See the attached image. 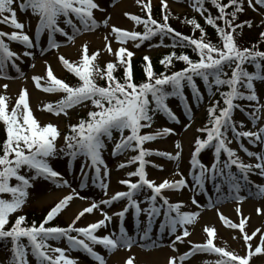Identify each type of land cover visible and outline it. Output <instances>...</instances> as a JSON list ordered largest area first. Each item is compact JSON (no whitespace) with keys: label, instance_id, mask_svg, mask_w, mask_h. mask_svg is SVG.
<instances>
[{"label":"snow or ice","instance_id":"1","mask_svg":"<svg viewBox=\"0 0 264 264\" xmlns=\"http://www.w3.org/2000/svg\"><path fill=\"white\" fill-rule=\"evenodd\" d=\"M214 6L219 10L220 15L216 19L224 21L225 27H219L215 20L209 16L206 17V23L212 25L216 29V33L220 38L221 45L206 41V33L195 19L187 20L199 29L201 36L199 39L184 36L171 27L167 21L169 16H164V23H160L152 18V10L150 3L144 7L148 9V19L140 16L125 13L126 16L137 24L144 25V32L128 31L116 26H112L111 33L115 34L116 41L123 45L127 41L133 42L147 41L155 36L163 39L165 36L173 35L174 47L177 44L180 47H193V51L199 56L198 60H193L187 54L177 55L175 52L169 53L161 59L160 63L168 68L173 59L183 61L187 67L180 71L173 72L171 75L161 73L157 76L152 68L151 60L148 56L144 57L146 67L144 69L147 80L137 84L134 82L132 57L134 53L126 47H119L115 51L111 47V43H106L105 47L110 54L115 55L120 65L124 67L123 81L114 75L117 65L109 62L106 71L100 69L94 62L97 61L100 53L89 54L88 45L83 46V57L79 64H74L64 56L59 59L63 66L82 82L78 86H70L65 81L58 79L53 73L52 67L49 65L47 70V85H42V77H32L38 89L46 93H64L63 99L55 104L49 103L44 109L55 115H67L68 109L81 105L90 101L96 109L88 112V119H81L78 124L70 125L71 134L64 136L65 147L58 148L57 140L60 132L56 125L51 123L41 125L34 117L29 106L28 93L26 89H22L16 102V107L9 111L7 98L0 96V122L5 125L7 139L4 141L3 155H0V194L10 193L11 200L0 198V240L11 241V264H29L27 259V250L30 248L31 254L36 258L37 264H77L71 259L66 252L69 250L83 249L90 257L94 258L98 264H106L103 255L94 251L93 245L99 244L105 250L111 252L119 247L131 248L137 242V239L130 236L127 230L121 226L119 234H108L103 236L96 235V231L102 227H106L112 219L107 213L102 212L103 219L94 223L87 224L86 227H75L85 214H91L95 209L99 208V204L93 202L90 206L83 208L72 220L67 227H46L49 221H52L72 200V196L68 195L61 199L53 208H51L44 220L37 226L33 222L32 226H23L26 217L21 215L15 220L10 229H6L9 223L10 214L16 212L26 202L28 189L33 185L31 181L38 177L57 182L60 173L55 171L48 159L55 157L58 152H63L73 160L78 157L84 158V167L94 168L95 177L93 183L100 182V186L107 190V184L104 178L108 175L106 166L101 175V166H104L102 159V150L105 147L106 140L113 139V133H120V138L116 140L112 152L120 154L126 150L136 151L137 155L129 158L127 164L121 163L119 168L127 167L130 164L137 163L135 171L127 173L128 177H138L136 182L131 179H122L120 184L127 187V191H118L110 199L100 201V204H112L118 200H126L127 204L121 211L114 213L123 219L130 209H134L137 218L143 213L147 217V225L143 229V235L139 236V240H151V222L153 218L160 216L164 220L160 223L162 231H167L169 235L174 236L172 241L173 250L176 249L177 242H184V239L190 235L188 226L192 225L197 217L198 212L182 211L184 204L182 201L172 203L163 195L165 190L179 191L188 187V181L182 173L178 180H163L159 184L147 178L145 167L150 162L146 157L151 155H159L167 157L170 160H178L181 152L177 151L174 155L168 152H160L147 149L144 147L146 142L153 141L159 137L167 136L173 130L168 127L157 130L155 133H141L142 129L148 128L152 124L153 116L159 112L168 119L175 121L176 115L166 105L167 97L178 96L183 99L182 89L187 84L193 91L194 97L200 95L195 84L196 77H199L209 88L215 86L217 90L221 86H227V91L220 92L223 99V107L219 108L216 114L217 102L213 101L211 106L207 108L208 125L197 131L206 132V139L197 137L195 140V150L192 153L191 165L193 168V188L204 190L207 181H215L220 178L222 183L216 184V190H221L222 184H227L229 193H236L235 198L242 200L239 195L241 187V179L247 182L249 173L254 169L259 170V174L264 177V154L254 153L244 149L249 157H255L256 163H244L237 156L236 151L228 146V132L231 131L237 139L247 138L250 143L260 144L264 146V125L260 126L256 131H238L236 122L233 120L234 110L240 105L237 100L247 99L249 101H257L258 97L254 90L255 80H264V51L255 50L253 48H241L236 40V30L241 25L235 24L237 12L243 11L242 0H229V5L233 7L231 13H226L225 9L229 5H223L220 0H211ZM253 0H248L249 6ZM16 0H0V23L8 24L16 30L10 34L0 31V77L5 76V68L9 63L15 66L16 59L19 54L10 50L9 44L5 42V37L12 42H18L27 49H32L37 45L34 44L26 32L23 31L24 24L17 19V9L13 7ZM140 3V0H137ZM162 5L167 9L165 0H161ZM258 4H264V0H256ZM197 12L204 10V0H193V6ZM18 9L20 12H27L29 9L32 14L38 16V23L35 27V35L39 37L42 33L48 35V48H58V43L53 39L55 33H60L72 40L74 34H78L81 29L87 31L95 29L98 21L94 17V11L99 9L95 0H19ZM7 13V15H5ZM231 16V19L228 17ZM73 17L79 21L80 27L73 22ZM73 29V34L65 32L60 27V21ZM107 24V20L104 21ZM247 23V22H246ZM250 26V24H249ZM261 38H264V31L260 32ZM178 38V39H177ZM108 41V36L104 37ZM136 47L140 44L136 43ZM24 56H33L32 51H25ZM47 63V62H45ZM252 64L254 71L249 72L244 65ZM229 68L231 75H227L225 68ZM104 79L107 86H101L97 83V79ZM166 86L171 87V91L166 90ZM7 88V85L3 86ZM243 88L246 91H241ZM255 109L260 108L256 104ZM22 109V113H21ZM22 115V121H21ZM253 120L258 117L253 113ZM185 128L188 124L184 125ZM125 131L128 132L124 135ZM177 149L181 148L177 141L175 144ZM208 148L215 149L216 160L210 166H206L199 159L200 153ZM227 153V160L221 161V153ZM235 166L239 170V175L232 171ZM27 167L30 171L34 170L35 175L26 177L20 174V170ZM85 175H87L85 173ZM10 178H15L18 183L16 186H10ZM67 183L66 181L64 182ZM258 191L264 194V185H259ZM151 191V196L146 198L147 207H141V201L136 196L143 190ZM219 202V201H217ZM192 203L198 204L195 196L192 197ZM239 211V209H238ZM258 214L262 212L257 209ZM220 218L224 223L235 229L239 228L243 233V239L248 246V253L245 256L238 255L232 251H227L223 247H218L214 243L216 231L214 228L205 227L207 239L202 244H194L189 252L178 257L179 261L187 260L195 253H212L219 256L215 264H249L250 259L257 254H264V235L260 237V244L252 250L249 243L256 236L260 229H257L251 235L245 232V220L242 219L239 224L232 223L222 214ZM75 232L76 235H72ZM26 238L28 243L24 244L23 239ZM65 240L68 248L52 247L48 241ZM191 243V242H189ZM147 247L148 245H144ZM155 246V242L153 245ZM126 264H133V258H129ZM168 264H177V257H170Z\"/></svg>","mask_w":264,"mask_h":264},{"label":"rangeland","instance_id":"2","mask_svg":"<svg viewBox=\"0 0 264 264\" xmlns=\"http://www.w3.org/2000/svg\"><path fill=\"white\" fill-rule=\"evenodd\" d=\"M18 2L19 0H16V3L13 4V7L17 9V19L24 24L23 31L33 38V42L37 46L27 49L18 42H12L7 37L4 38L5 42L9 44L10 50L19 54V59H16L15 66L9 63L4 70L5 76L0 77V96L7 98L6 102L9 111H11L16 107L21 90L26 89L29 106L38 122L42 126L51 123L58 127L61 134L57 140L58 147L65 144L64 132L70 124L78 121L79 116L86 109V102L68 109L67 115L50 113L44 109V106L49 103L55 104L62 97L63 93H46L38 89L32 77H42L41 84L46 86L47 70L50 65L54 75L58 79L64 80L69 71L63 66L59 57L64 56L72 63L79 64L83 57V46L85 44L88 45L90 55L96 52L100 53L97 62L101 65L117 61L115 55L110 54L105 47L106 43L109 42L114 51L121 46L128 48L134 53L132 58L140 55L153 58L165 50V39H161L160 36L152 37L143 42L129 40L121 45L116 41L115 34L111 33L112 26L143 33L144 25L137 24L129 16H126L125 13L143 18L142 11L145 9L144 5L150 3L152 8L158 4L162 5L161 0H140V3H137V0H95L99 5V9L93 10L94 17L99 22L97 27L87 31L81 29L78 34H74L72 40H68L66 36L60 33H55L53 39L58 43L59 47L49 48L47 51H44L45 48H48L47 33H42L39 37L35 35V27L39 17L33 15L30 9L27 12H20ZM165 3L168 8H171L177 14L193 12L192 0H165ZM244 4L250 16H253L255 20H264V4H258L256 0H253L251 6H249L248 0H244ZM5 15L7 14L5 13ZM105 20H107V24L104 23ZM73 22L77 27H80L79 21L74 19V17ZM60 27L64 28L68 34H73V29L64 23L63 18H61ZM0 31L10 34L12 31L19 30L14 29L8 24L0 23ZM105 36H108V41H105ZM136 43H139L140 46L136 47ZM25 51H32L33 56H24L23 53ZM4 85H7V88H4ZM210 89L212 87L206 86L207 91ZM198 90L200 95L197 97H194L192 89H188L182 91L183 99L173 96L165 102L176 115L177 119L172 121L157 112L153 116L151 126L148 127V132L155 133L164 127L171 128L173 131L167 136L146 142L144 145L145 148L153 150V152H168L173 155L177 151L181 152L178 160H170L167 157L159 155L148 156L146 160L150 163L145 167L147 178L157 184L165 179L170 181L180 179L181 177L177 175V172L182 173L188 181L189 186L186 188L179 191L165 190L163 193L172 203L182 201L184 204L182 211L199 213L196 221L188 226L190 235L184 239L183 243H176L175 247L177 250L174 251L172 247L174 236L169 235L167 231H162L160 228V223L164 220L162 214L153 218L151 222V240L144 241L139 240V236L143 235V229L148 223L145 214L142 213L137 218L134 209H130L124 217L122 225L121 218L114 215V213H118L125 207L127 204L126 200H118L108 205L100 204V201L110 199L118 191H127V187L119 183L120 180L131 179L133 182L138 180V177L127 176V173L135 171L138 162L124 168L118 167L121 163L127 164L131 155V150H126L120 154H113L112 148L116 140L120 138V133L118 132L113 133L112 140L105 142L107 146L101 153L104 160V166H101V175L103 176L105 166L108 170V175L104 178V182L108 186L106 193L100 186L99 181L93 183V177L96 175L95 169L88 167L82 169L81 165L84 163L83 157L73 160L67 155L63 159L49 162L50 166L60 173V177L57 178L60 186H57V182L45 179L44 177H38L32 181L33 186L28 189L27 204L36 209H46L51 205L55 206L65 196L71 195L73 197L72 200L58 214L68 225L83 208L90 206L93 202L99 204V208L95 209L93 213L85 214L77 221L75 227H86L89 223L103 219L102 212H104L111 216L112 219L107 223L106 227L98 229L95 233L96 235L119 234L120 228L123 226L130 236L137 239V242L130 249L119 247L111 252L105 250L102 245H93L94 251L104 256L106 264H126L129 258H133V264H168L170 257H177V264H215L219 256L212 253H195L183 262L178 259L180 255L189 252L192 245L202 244L206 241L207 234L204 231L205 227L215 229L216 237L214 243L216 246L223 247L227 251H232L241 256L247 255L248 246L243 239L244 234L240 232L239 228L233 229L227 226L221 220V214L235 224H239L244 219L245 232L249 235L260 229V232L249 242L254 251L255 247L260 244V237L264 235V194L260 193L257 187L264 185V177L259 174V170L254 169L250 172L247 182L241 179L239 195L243 197L242 200L235 198V192L229 193L227 184H222L221 190L217 192L215 185L222 183L220 178H217L215 181H207L203 191L192 187L193 168L190 161L192 153L195 150V139L201 134V131H197V129L202 128L200 118L205 111L206 103L211 98L207 91L199 88ZM254 90L258 97L257 101H254L255 105H260L258 110L254 107L258 119L253 121V118L242 112L239 116L242 119L244 131H256L260 126L264 125V80L254 81ZM185 124H188L187 128L184 127ZM3 126V122H0V129ZM177 141L181 145L180 149L175 147ZM238 145L239 141L235 137L228 144L230 148L236 151L241 161L246 164H255L256 158L254 156L249 157L244 149L239 148ZM245 146L248 151L264 154V146L260 144L247 142ZM199 159L206 166H210L216 160L215 149H205L200 153ZM224 160V158H221V161ZM233 172L239 175L236 170ZM65 181L67 182L66 184L64 183ZM193 196L198 201L197 205L192 203ZM147 197H150L148 189L141 191L136 196V199L142 202V208L147 207V203L145 202ZM5 199L10 200L8 198ZM258 208L262 210L260 214L257 212ZM74 234L76 235L75 232ZM153 242H155V246H152ZM50 245L52 247L68 248L65 240H60L59 242L51 241ZM144 245L148 246L145 247ZM66 254L75 260L77 264H98L83 249L69 250ZM151 254H155L156 256L153 257ZM27 259L29 264H37V260L31 252L28 253ZM0 264H11L10 258L4 252H0ZM249 264H264V254L254 255L250 259Z\"/></svg>","mask_w":264,"mask_h":264},{"label":"trees","instance_id":"3","mask_svg":"<svg viewBox=\"0 0 264 264\" xmlns=\"http://www.w3.org/2000/svg\"><path fill=\"white\" fill-rule=\"evenodd\" d=\"M220 3L223 5H229V0H220ZM199 4H196L194 6V13H184L181 15L176 14L174 11L171 9L167 8L165 9L164 6L162 5H155L151 8L152 10V18L157 20L160 23H164V16L168 15L169 20L167 23L171 25L172 28H174L177 32L182 33L184 36H189L192 38L199 39L201 36V32L199 29H194V26L190 23H187V20L195 19L197 23L201 25V27L204 29V32L206 33L205 39L206 41H211L214 44H217L218 46L221 45V41L219 36L216 33V29L212 26L206 23V17L211 16L216 24L223 28L225 27L224 21L220 19H216L220 13L219 10L216 6L213 5L211 0H204L203 8L204 10L202 12H197L195 10L196 7H199ZM242 7L243 11L237 12L236 14V19L234 21L235 24L241 25L242 27L238 28L236 30L235 36L238 45L241 48H253L255 47V50L258 51H264V38H261L260 32L264 31V20H255L253 16H250L246 10V6L244 4V0H242ZM233 7L229 5L225 9L226 13H231L233 11ZM142 15L144 19H148V9L145 8L142 11ZM231 19V16L228 17ZM247 22V23H246ZM250 24V26H249ZM145 30V29H144ZM173 35L165 36V50L161 52L160 54L154 56L153 58H150L152 68L154 73L159 76L161 73H166L168 75H171L173 72H177L182 70L183 68L187 67L185 62L179 61L176 59H173L172 64L168 67L165 68L164 65L160 63L161 59L169 53L175 52L177 55L180 54H187L190 56L191 59L198 60L199 56L195 51H193V47H180L178 44L177 46L174 45V40H173ZM178 39V38H177ZM145 55H140L135 58H132V66H133V74H134V82L137 84L143 83L147 80V77L145 75L144 69L146 67V62L144 60ZM100 69H104L106 71V66L107 65H101L99 62H94ZM117 65V70L114 72V75L121 79L123 81V76H124V67L118 63V61L112 62ZM262 64H264V61H261ZM246 70L249 72L254 71V67L252 64H246L244 65ZM225 72L227 75H231V71L229 68H225ZM195 79V84L196 87L199 89H203L204 91L206 90V84L199 78L196 77ZM66 83H68L70 86H78L82 82L78 79V77L75 76L74 73L68 72L65 79L63 80ZM258 81V80H255ZM97 83L100 84L101 86H107V82L104 79H97ZM189 87L185 83L182 91L188 90ZM167 91H171L170 86H166ZM241 91H246L245 89L241 88ZM222 91H227V86H221L219 90L216 89L215 86H212V89L208 90L207 93L210 94L211 100L210 102L208 101V104L206 105V110L205 113L203 114L202 117V126L203 128L208 125V113H207V108L211 106L213 101L217 102V108H216V114L219 112V108L223 107V99L220 96V92ZM63 93V97H64ZM63 97L61 99H63ZM170 97H167L166 100H168ZM165 100V101H166ZM237 104L240 105L239 108L234 110L233 113V120L236 122V128L239 131L240 129V118H239V112L240 111H246L248 114L254 112V106L255 102L254 101H249L247 99H241L236 101ZM96 109L94 106L91 104L90 101L86 102V109L83 113H81L79 120L77 122H74L70 125L78 124L81 119L87 120L88 119V112L89 111H95ZM147 128L142 129L141 133L144 134L146 132ZM71 130L70 127L67 128L65 135H70ZM127 134V133H126ZM206 132H203L202 135L200 136L201 139H206ZM230 137V131L228 132V138ZM7 139L6 131H5V125L3 126L2 129H0V155H3V146H4V141ZM65 144L63 146H60L58 148H64ZM66 154L63 152H58L55 157H51L48 159V161H51L53 159H60L63 158ZM135 155H137L135 153ZM22 174H24L26 177H31L35 175L34 170L30 171L27 167H24L20 170ZM18 181L15 178H10L9 180V185L10 186H16ZM6 193L0 194V198L4 197ZM50 210L49 208L46 209H36L33 208L32 206L28 205L27 203L23 204L20 209H18L16 212L10 214L9 216V223L6 225V229H10L12 225L15 223V220L18 216H25L26 219L23 222V226H32L33 222L37 226L44 220L45 216L47 215L48 211ZM66 227V223L62 218L59 216H56L52 221H49L48 224H46V227ZM23 243L27 244L28 241L26 238L23 239ZM11 241L10 240H0V251L5 252L8 257L11 260ZM30 248L27 250L29 251Z\"/></svg>","mask_w":264,"mask_h":264},{"label":"bare ground","instance_id":"4","mask_svg":"<svg viewBox=\"0 0 264 264\" xmlns=\"http://www.w3.org/2000/svg\"><path fill=\"white\" fill-rule=\"evenodd\" d=\"M151 256L155 257L156 255L155 254H151Z\"/></svg>","mask_w":264,"mask_h":264}]
</instances>
